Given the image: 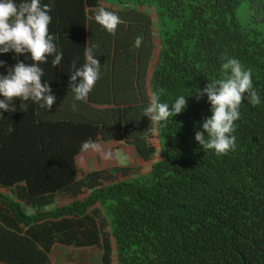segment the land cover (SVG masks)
<instances>
[{
  "label": "trees",
  "instance_id": "16d2710c",
  "mask_svg": "<svg viewBox=\"0 0 264 264\" xmlns=\"http://www.w3.org/2000/svg\"><path fill=\"white\" fill-rule=\"evenodd\" d=\"M241 2L41 0L51 6L49 34L63 54L55 68L52 57L40 65L42 83L50 84L56 101L48 111L28 101L23 111L22 101L14 100L16 112H24L17 128L40 139L22 143L40 148L31 158H7L12 169L0 166V189L12 193L16 187L19 199L35 205L32 194H22L17 183L25 178L29 187V171L52 168L45 148L56 149L50 135L65 131L70 142L61 143L69 144L67 154L63 152L68 179L55 178L53 185L75 200L56 210L27 214L0 191V264H50L55 244L86 245L100 214L97 228L108 226L103 264H109L108 237L116 264H264V36L240 24L236 11ZM101 6L122 21L114 35L94 19ZM133 7L154 10L156 32L151 17ZM155 35L158 50L152 68ZM137 36L143 37L139 48L134 46ZM87 45L95 46L100 78L85 101H75L72 63L77 68L84 64ZM16 56L14 51L0 53L5 62L0 75L8 74ZM229 59L251 71L260 103L252 106L245 94L231 133L235 148L217 155L195 140L204 119L212 115L207 95L197 97L208 83L230 76V69L223 68ZM19 60L34 63L30 54H21ZM154 93L170 108L181 96L188 101L182 113L162 121L155 133L144 116ZM0 113V127L11 126L9 111ZM76 135L78 142H71ZM88 139L124 141L144 161L153 159L158 145L160 157L137 178L117 180V174L126 176L130 169L116 167L78 179L74 156Z\"/></svg>",
  "mask_w": 264,
  "mask_h": 264
},
{
  "label": "clouds",
  "instance_id": "9594fccd",
  "mask_svg": "<svg viewBox=\"0 0 264 264\" xmlns=\"http://www.w3.org/2000/svg\"><path fill=\"white\" fill-rule=\"evenodd\" d=\"M50 4H42L41 0H0V53L15 52L17 63L8 68L7 75H0V109L16 112L13 102L19 98L22 103L20 110L26 111L28 101L39 105L41 109L50 110L56 101L49 83L43 82L45 75L41 64L48 63L52 57V67L61 64L63 54L58 51L53 35L49 34V24L52 17ZM95 21L110 34H115L122 23L120 17L112 11L99 7L94 16ZM143 37L137 36L134 46L139 48ZM95 46H93L94 48ZM93 48L85 47V62L79 68L73 61L74 69L70 75V89L75 101H85L94 85L100 78L101 65L94 56ZM21 54H30L34 63L26 64L19 60ZM5 62L0 61V67ZM225 70L230 69V76L208 83L203 90H199L198 97L205 94L211 104L212 115L202 122V130L195 133V140L205 150H214L217 155L234 150L236 137L231 135L234 122L239 119V107L247 94L252 106L260 103V97L253 89L251 71H245L236 59H229L223 65ZM187 99L179 97L171 106L159 102L154 93L150 104L144 109V116L149 117L151 125L149 131L155 133L157 125L166 121L170 116L182 113L187 107ZM75 109V104H73ZM3 117V113H0ZM14 129L9 126L8 133ZM207 135V139L205 136ZM101 146L91 139L81 143V151H100ZM112 152L105 154L106 159L112 157Z\"/></svg>",
  "mask_w": 264,
  "mask_h": 264
},
{
  "label": "crops",
  "instance_id": "0c3cea01",
  "mask_svg": "<svg viewBox=\"0 0 264 264\" xmlns=\"http://www.w3.org/2000/svg\"><path fill=\"white\" fill-rule=\"evenodd\" d=\"M17 63V60L15 64ZM154 64L151 67L153 68ZM9 120L11 127L14 131L9 134L8 126L4 125L0 127V166H4L9 169V164H11L10 158H26L36 153L37 149L40 148L38 144L35 143H22V142H40V139L37 134L32 133V131L19 129L17 128L18 124L21 122L20 115L24 116V112H9ZM4 116L5 113H4ZM23 121V118H22ZM37 139V140H36ZM51 142L56 149L45 148L44 157L52 162V168L47 170L46 168H33L27 173V179L30 180V185L27 187L25 183V178L22 179L18 184L21 187L22 194H32L35 205H31L28 200L19 199L17 197L16 187L10 193L7 190L0 189L1 192L7 193L9 196H12L15 202H18L22 210L27 214H36L39 212L52 211L59 208H62L65 205H68L75 198H70L68 194H63L62 189L58 190L53 185V180L55 178L60 179L62 182L63 178L68 179L66 172V162L67 160L63 159V152L67 154L69 149L68 145H63L61 142H70L69 134L67 132L57 131L52 132L50 135ZM78 136L76 135L71 142H78ZM101 148L100 151H93L89 149L88 151H80L74 156V173L76 178H82L88 175L91 172L98 170H107L111 171L113 168H129L130 172L126 176L116 175V179H125V178H137L142 175H145L149 172L152 162L158 160L159 153L155 154V157L149 161H144L141 159L134 147L131 144H128L124 141H102L96 140ZM157 146L155 145V148ZM112 152V157L110 159L105 158L107 152ZM21 158V159H22ZM55 164H59V169H55ZM64 164V165H63ZM140 167H144L140 169ZM12 169V165H11ZM9 169V170H11ZM64 172V175H63ZM97 207V208H96ZM98 210V206H95ZM99 211V210H98ZM90 215V213H89ZM95 218L93 229L90 234L89 242H86V245L77 246V248H82L85 255L89 256L91 264H103V254L104 250L102 247L103 239L105 240L108 235V226L104 225L102 229H98L99 222H102V215L100 214V219ZM107 241L110 243L109 249H111V240L109 237ZM73 248V245H64L62 243H57L52 247L51 252L49 253L50 264H70L74 261L66 262L65 257L63 256L64 251H69L70 248ZM76 247V246H75ZM115 250V248H114ZM110 257V254H109ZM55 260V261H54ZM116 260V257H115ZM84 261V260H83ZM85 264V263H83ZM89 264V263H87Z\"/></svg>",
  "mask_w": 264,
  "mask_h": 264
},
{
  "label": "rangeland",
  "instance_id": "374dc122",
  "mask_svg": "<svg viewBox=\"0 0 264 264\" xmlns=\"http://www.w3.org/2000/svg\"><path fill=\"white\" fill-rule=\"evenodd\" d=\"M262 0H254L252 3L249 2V0H242L240 3L236 15L237 18L239 19L240 24L243 27L250 28L258 32L260 35L264 36V5ZM119 9L122 10H128L132 9L130 6H118ZM133 9L140 10L142 12L147 13L151 19H152V26H153V31H157V25H156V20L154 16V10L152 8H143V7H133ZM157 50H158V39L157 36H154V55L152 59V65L155 63V58L157 55ZM156 153H159L160 157V148L158 145H156ZM158 157V158H159ZM153 158H156L155 155ZM156 158V159H158ZM144 167H140L142 169ZM63 256L65 257L66 262L69 261H74L75 264H91V260L89 259L88 255L84 254V251L82 248H77L71 247L69 251H64ZM84 260V261H83ZM55 261V260H54ZM73 264V263H70ZM109 264H116L115 260V250L113 244H111V249H110V257H109Z\"/></svg>",
  "mask_w": 264,
  "mask_h": 264
}]
</instances>
